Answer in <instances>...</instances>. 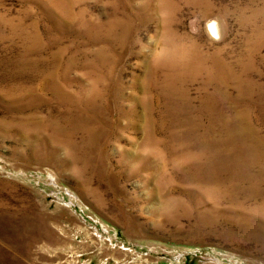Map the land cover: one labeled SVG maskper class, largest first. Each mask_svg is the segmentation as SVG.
I'll return each instance as SVG.
<instances>
[{
  "label": "rangeland",
  "instance_id": "obj_1",
  "mask_svg": "<svg viewBox=\"0 0 264 264\" xmlns=\"http://www.w3.org/2000/svg\"><path fill=\"white\" fill-rule=\"evenodd\" d=\"M0 264H264V0H0Z\"/></svg>",
  "mask_w": 264,
  "mask_h": 264
},
{
  "label": "bare ground",
  "instance_id": "obj_2",
  "mask_svg": "<svg viewBox=\"0 0 264 264\" xmlns=\"http://www.w3.org/2000/svg\"><path fill=\"white\" fill-rule=\"evenodd\" d=\"M208 29L210 30V32H211V34L213 36H218L219 35V29H218V22H217V20H211L209 22Z\"/></svg>",
  "mask_w": 264,
  "mask_h": 264
}]
</instances>
